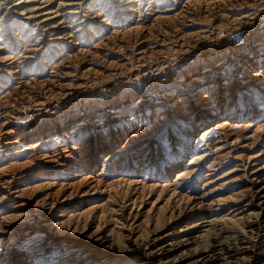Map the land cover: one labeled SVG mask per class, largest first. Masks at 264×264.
<instances>
[{
	"label": "bare ground",
	"instance_id": "bare-ground-1",
	"mask_svg": "<svg viewBox=\"0 0 264 264\" xmlns=\"http://www.w3.org/2000/svg\"><path fill=\"white\" fill-rule=\"evenodd\" d=\"M0 264H264V0H0Z\"/></svg>",
	"mask_w": 264,
	"mask_h": 264
}]
</instances>
